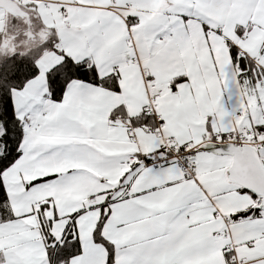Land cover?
Listing matches in <instances>:
<instances>
[{
  "label": "snow or ice",
  "instance_id": "6c2138e0",
  "mask_svg": "<svg viewBox=\"0 0 264 264\" xmlns=\"http://www.w3.org/2000/svg\"><path fill=\"white\" fill-rule=\"evenodd\" d=\"M28 7L51 36L30 56L0 61V264H217L218 247L225 264H244L231 238L218 245L225 233H239L250 252L264 247V198L248 183L228 182L264 183V0H29ZM210 36L228 51L222 70ZM201 39L219 89L202 126L189 134L166 123L194 119V102L163 118L151 103L135 116L120 104L111 126L127 120L160 139L126 159L109 150L103 121L88 107L101 90L121 94L132 70L146 94L156 78L150 68L187 64L198 73ZM189 80L174 77L171 92ZM98 170L122 172L114 187L88 197L103 200L76 207L72 197ZM49 190L71 210L62 213L53 195L35 198ZM97 212L94 223H81ZM253 260L264 264V255Z\"/></svg>",
  "mask_w": 264,
  "mask_h": 264
},
{
  "label": "crops",
  "instance_id": "0c3cea01",
  "mask_svg": "<svg viewBox=\"0 0 264 264\" xmlns=\"http://www.w3.org/2000/svg\"><path fill=\"white\" fill-rule=\"evenodd\" d=\"M19 1V2H18ZM17 2L26 7L28 11L38 12L28 7L29 0H18ZM160 4L163 5L165 0H159ZM9 19L8 12L4 9H0V40L5 39L6 35V23ZM42 21V19L40 18ZM226 35L231 36V30L226 29ZM211 48L214 55L215 63L219 69H223L225 65L229 63L228 60V51L225 47L224 41L220 37L210 36ZM203 39L200 40L199 45L194 47V51L199 55L200 64L199 71L197 73L195 67L188 66L185 64L184 66H179L178 64H170L163 66L161 68H150L148 71L155 75V80L149 83H156V87L158 82H162L165 85L166 93L159 92L157 96L158 90L156 88V93L153 96H157L154 102V108L157 112L160 113L161 118L164 117L166 109L170 107H181L184 105H191L193 102L195 103L196 115L195 118H188L185 121H182L181 129H186L189 134L195 133L196 129L193 127L195 124H199L202 126L204 120V114L212 111L216 107V96L219 89L216 87V78L212 75L213 65L211 60L208 59V48L203 46ZM205 63L207 66L205 67ZM196 73V74H194ZM184 74L190 77L189 83L181 84L177 86V92L172 93L169 85L171 84L174 77ZM122 87L124 91L121 94L108 93L101 90V94L97 97V103L94 105L88 106L91 113L96 116L97 119H102L105 132L104 142L105 146L112 151L123 154L122 159L127 158V154L133 153L137 150L138 146L144 151H148L154 144L155 140L160 139L159 134L157 133L155 136L148 132L147 129L141 128H131V125L127 120L124 123L120 122L118 118L115 126H111L112 122L108 119V115L111 110L120 105L124 104L125 109L129 116H135L139 111L142 104H145L148 100V96L150 94L149 89L147 88V94L144 87V82L141 78L139 71L132 70L129 71L122 81ZM191 89V91H189ZM242 93L245 92L244 87H241ZM249 92V91H247ZM250 94V92H249ZM232 104H235V96L233 97ZM231 105L229 106V108ZM255 107V101H251L250 109ZM98 112H102L103 115H97ZM169 128H173L176 126V123L173 121H166ZM131 129V131H129ZM87 131V129H85ZM167 144L169 141L164 140ZM126 166V165H125ZM122 172V170H121ZM121 172L113 171V170H98L93 172V175L96 177L90 182L82 185L75 195L72 197L76 200V207H87L89 204L97 203L104 199L103 196L97 195L95 201L89 200V194L91 193H99L105 188H112L118 182L119 175ZM36 174H41L37 172ZM103 177L105 179L104 183L100 182V178ZM229 183H235L231 180ZM53 195L56 198V206L63 213L65 211H70V208H67L64 203V199L57 194L55 190H49L48 192H37L35 198L43 199L44 195ZM252 201H249L251 203ZM242 207H246L247 204H241ZM48 215H51L49 212ZM98 216L97 213H90L88 216L81 219L82 224H87L89 222L94 223L95 219ZM63 224L57 225V230L62 228ZM221 229L222 225L219 226ZM223 236L217 237L218 245H223L231 238L232 243L229 245L230 247L236 248L239 247V257L242 258L244 264H249V261L252 257L257 255H264V247L257 246V250L255 252H250L244 247L240 246L235 236L236 234L226 233ZM216 260L217 264H225L223 260L219 247L216 252ZM252 264H259L258 261H252Z\"/></svg>",
  "mask_w": 264,
  "mask_h": 264
},
{
  "label": "trees",
  "instance_id": "16d2710c",
  "mask_svg": "<svg viewBox=\"0 0 264 264\" xmlns=\"http://www.w3.org/2000/svg\"><path fill=\"white\" fill-rule=\"evenodd\" d=\"M16 3L19 5V7L22 10H24L27 13L28 19H26L25 17H20L17 15H13V14L8 13L9 19L7 20V23L9 22V20H11L13 26L8 27V25H6L5 31L10 32L11 36L13 38L19 39L22 33L29 31L33 26L36 31L37 30H39L41 32L45 31L46 36L42 40L38 41V43L34 47L29 49L25 53H21V52L4 53V50H0V61H4V62H7L8 57H11L17 53L19 54L16 57L17 60H19V56H30V55H32L37 49L40 48V46L44 42V40L47 38H50V36H51V33H49V31L45 27L42 26V21L40 20V17L37 13L35 14V12L28 11L26 7L20 5L18 2H16ZM21 21H24V24H25L24 28H22L21 25H19V22H21Z\"/></svg>",
  "mask_w": 264,
  "mask_h": 264
},
{
  "label": "rangeland",
  "instance_id": "374dc122",
  "mask_svg": "<svg viewBox=\"0 0 264 264\" xmlns=\"http://www.w3.org/2000/svg\"><path fill=\"white\" fill-rule=\"evenodd\" d=\"M15 2L17 1L15 0ZM7 25L8 27L13 26L11 20H9ZM19 25H21V27L24 28L25 27L24 21L19 22ZM45 36H46L45 31L42 32L39 30L36 31L33 26L29 31L22 33L19 39L13 38L11 36V33L7 31L5 35V39H3L2 41L0 40V50H4V53H10V52L25 53L26 51L34 47L38 43V41L42 40ZM157 87H158L157 88L158 92L166 93L165 85L162 82H158ZM244 90L245 92L247 91L250 92L249 88L244 87ZM157 96L154 97L157 98ZM175 123L176 124L178 123V126L181 127L182 121Z\"/></svg>",
  "mask_w": 264,
  "mask_h": 264
},
{
  "label": "water",
  "instance_id": "95a60500",
  "mask_svg": "<svg viewBox=\"0 0 264 264\" xmlns=\"http://www.w3.org/2000/svg\"><path fill=\"white\" fill-rule=\"evenodd\" d=\"M0 8L4 9L5 11H7L10 14L17 15L20 17H25L26 19H28L27 13L24 10H22L14 0H0ZM240 167L244 168V167H246V164L244 162H241ZM231 181H233V180H231ZM233 182L240 184V185L248 183L249 187L254 188L255 191H257L260 194V196L262 198H264V183L252 184V183H249L243 177H239L236 180H234Z\"/></svg>",
  "mask_w": 264,
  "mask_h": 264
},
{
  "label": "built area",
  "instance_id": "2783aa9c",
  "mask_svg": "<svg viewBox=\"0 0 264 264\" xmlns=\"http://www.w3.org/2000/svg\"><path fill=\"white\" fill-rule=\"evenodd\" d=\"M15 1V0H14ZM16 1H18V0H16ZM22 1V0H21ZM156 83H149V85H148V89H149V91H150V94H149V96H148V100H147V102L145 103V104H148V103H151L152 104V106L153 107H155L154 106V102H153V100H150V97H153V95L156 93ZM154 94H153V93ZM165 143V142H164ZM166 144V143H165ZM256 147H259V145H257ZM93 202L95 201V200H92ZM227 234L225 233V236H226Z\"/></svg>",
  "mask_w": 264,
  "mask_h": 264
}]
</instances>
